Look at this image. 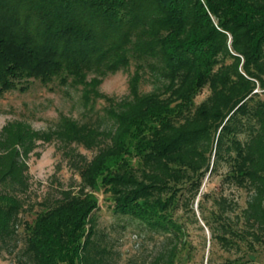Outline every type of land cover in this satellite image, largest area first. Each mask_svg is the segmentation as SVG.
<instances>
[{
  "label": "trees",
  "instance_id": "1",
  "mask_svg": "<svg viewBox=\"0 0 264 264\" xmlns=\"http://www.w3.org/2000/svg\"><path fill=\"white\" fill-rule=\"evenodd\" d=\"M131 68L127 97L99 94L105 76ZM29 78L84 86V103L103 98L108 107L98 125L62 118L47 130L20 121L0 129V256L119 264L94 217L102 190L114 215L161 238L149 264H173L184 234L174 212L223 168L222 181L247 200L241 229L225 217L236 207L215 200L212 237L227 251L264 243V0H0V96ZM150 79L154 90L142 93ZM53 141L79 181H59L26 221L28 160Z\"/></svg>",
  "mask_w": 264,
  "mask_h": 264
},
{
  "label": "rangeland",
  "instance_id": "2",
  "mask_svg": "<svg viewBox=\"0 0 264 264\" xmlns=\"http://www.w3.org/2000/svg\"><path fill=\"white\" fill-rule=\"evenodd\" d=\"M133 70L131 68L105 76L97 88L99 94L115 101L127 97ZM85 88L70 82L61 85L58 80L49 83L35 78L23 80L17 89L0 96V129L10 121H20L29 124L34 130H47L53 128L62 118L98 125L96 119L103 117L108 102L103 98L92 97L90 103H84L82 95ZM140 90L142 93L154 90L152 79L144 80ZM208 94L207 89L203 90L195 102L199 104ZM105 124L103 122L102 126ZM73 147L75 152L87 159L94 154L81 146ZM62 152L60 144L53 141L41 145L28 160L32 189L29 203L34 209L24 214L26 221L34 219L35 212L40 208L39 201L47 193L54 194L59 181L64 186L70 182L78 183V176L68 167ZM129 161L131 165H136L134 159L130 158ZM224 171L225 168L218 175L206 177L197 198L192 203H187L188 207L174 212V219L182 226L184 234L181 251L173 264H223L228 260L241 261L246 258H250L253 264H264V243L255 244L254 250H251L244 242H238L227 251L212 237L209 227H216L215 200L221 195L227 197L229 205L236 207L235 212H229L225 217L234 229L242 228L241 213L245 208L247 194L244 190L222 181L221 174ZM94 198L97 202V210L94 212L97 227L117 251L119 264H129L131 260L136 264L143 261L149 264L160 251L161 238L152 237L141 231L135 222L114 215L109 209L111 201L102 190H98ZM0 264H12V258L0 256Z\"/></svg>",
  "mask_w": 264,
  "mask_h": 264
}]
</instances>
